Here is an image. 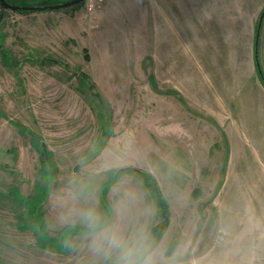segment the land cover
Here are the masks:
<instances>
[{"label":"rangeland","instance_id":"rangeland-1","mask_svg":"<svg viewBox=\"0 0 264 264\" xmlns=\"http://www.w3.org/2000/svg\"><path fill=\"white\" fill-rule=\"evenodd\" d=\"M186 1L166 54L184 69L168 83L150 72L146 0L92 10L85 0L30 12L0 5V264H121L112 237L141 235L152 264H264V147L244 149L240 132L213 131L206 114L224 79L244 92L256 82L264 94L254 56L264 0ZM257 46L264 75V17ZM122 167L153 174L168 200L157 240L151 227L164 220L141 177ZM40 186L39 212L59 247L38 243L31 213L8 194Z\"/></svg>","mask_w":264,"mask_h":264},{"label":"crops","instance_id":"crops-1","mask_svg":"<svg viewBox=\"0 0 264 264\" xmlns=\"http://www.w3.org/2000/svg\"><path fill=\"white\" fill-rule=\"evenodd\" d=\"M186 2V0H146L145 12L147 19V52L152 59L149 68L152 76L162 79V83L172 82L174 79H171V75L173 76L172 73H174V70L176 71L177 68L179 69V74H181L184 69V64L181 65V61L171 65V61L168 59L166 54L171 52L172 45L170 44L175 42L173 39L176 38L174 37L175 35L173 37L171 36L169 30H176L177 27L178 30H181V23L183 28L185 26V7H183L184 15L181 20L180 5H185ZM111 4V1L105 2L103 9L102 5H100L93 18L97 20V17L102 16V11L104 13L108 5ZM176 5H178L179 9L178 14H176ZM246 82L247 84L250 83L249 81ZM213 86L211 88L212 92H210L211 108L208 113L206 112V114L212 117L215 121L210 125L211 129L213 131L215 129L217 133L224 132L226 136L227 133L232 131L240 132L241 139L239 140H241V145L244 149L263 148L264 94L260 96L259 92H261V90L256 82L254 83V86H250L252 90L257 89V92L259 93L258 95L260 97L255 98L253 96L254 90L251 91L250 89L244 92L245 87H243L242 83L240 84V88L237 89L233 82L231 83L230 81L224 79L223 83H216V85L214 87ZM197 100H200V104ZM202 106H204L202 98L196 99V107L199 108L200 112H203ZM208 125L209 124L206 122L205 126L208 127ZM217 136L218 135H216V137ZM261 154L263 155V151H261ZM249 159V155L244 158L250 169ZM260 167L263 168L262 171L264 172L263 158L260 160ZM244 169V175H247L246 168ZM259 182L260 186L264 184L262 179H260ZM260 203H262L261 197ZM260 206H262V204H260ZM260 210H264V208H260ZM262 222L263 221L261 219L259 225L260 228L264 227V225L262 226ZM261 237L264 238L263 232L260 235V238Z\"/></svg>","mask_w":264,"mask_h":264},{"label":"trees","instance_id":"trees-1","mask_svg":"<svg viewBox=\"0 0 264 264\" xmlns=\"http://www.w3.org/2000/svg\"><path fill=\"white\" fill-rule=\"evenodd\" d=\"M8 1V0H6ZM65 0H43V1H37L35 3H23V4H17V5H27V6H41V5H51L55 3H59ZM9 2V1H8ZM84 2V1H83ZM78 3L76 5L82 4ZM14 4L13 2H9ZM72 5V7L76 6ZM33 11L31 9L21 10L19 12H30ZM85 56L87 57V50L84 49ZM258 61V58H257ZM256 64V61H255ZM256 69L258 72V77L261 80V82L264 85V75L260 69L259 62L256 64ZM122 172L127 171H136L137 174L141 177L143 185L148 190V193L150 194L154 205L157 209V215L160 216L164 220V224H155L151 227V232L155 235L156 239L161 236L163 230L165 229V223L168 222L169 216H170V205L168 203V200L166 199L165 195L161 191L158 182L156 178L151 174L150 172L138 168L133 167H122ZM46 187V186H45ZM45 187L40 186L35 194L27 195L23 197L16 189H13L9 191V195L14 197L15 199H18L21 203L25 204L26 209L31 213V217L33 219L32 224L29 225L31 229L34 230L37 240L39 244L47 243L49 245H53L55 247H59V243L56 242L55 239H53L51 236L48 235L45 224L43 222V219L41 218V212H39V203L42 201L43 198L46 197V189ZM43 188V189H42ZM105 189V188H104ZM106 190V189H105ZM104 201V200H103ZM99 226V225H98ZM93 228H97V226H94ZM70 229V232H79L78 229H73V227H68ZM61 236V233H59Z\"/></svg>","mask_w":264,"mask_h":264},{"label":"clouds","instance_id":"clouds-1","mask_svg":"<svg viewBox=\"0 0 264 264\" xmlns=\"http://www.w3.org/2000/svg\"><path fill=\"white\" fill-rule=\"evenodd\" d=\"M88 220L91 223H96L97 218L89 214ZM111 242L122 248L121 264H152L151 255H147V237L144 235L138 238H133L128 241L118 239L113 236ZM139 257H143L139 259Z\"/></svg>","mask_w":264,"mask_h":264},{"label":"water","instance_id":"water-1","mask_svg":"<svg viewBox=\"0 0 264 264\" xmlns=\"http://www.w3.org/2000/svg\"><path fill=\"white\" fill-rule=\"evenodd\" d=\"M84 0H65L59 3L51 4V5H41V6H27V5H17V4H12L7 2L6 0H0V5L3 6L4 8L11 9L13 11H21V10H26V9H31V10H50V9H58V8H64L72 5H76L78 3L83 2ZM264 17V9L261 11L257 25H256V32H255V39H254V53H255V61L256 64H258L257 58V51H258V36H259V31L262 23V19ZM0 19H1V14H0ZM11 63L12 65H18L19 61L15 58H11ZM42 147L45 150V145L42 143ZM76 169V166L74 167ZM120 169L117 170L119 172Z\"/></svg>","mask_w":264,"mask_h":264},{"label":"built area","instance_id":"built-area-1","mask_svg":"<svg viewBox=\"0 0 264 264\" xmlns=\"http://www.w3.org/2000/svg\"><path fill=\"white\" fill-rule=\"evenodd\" d=\"M102 0H85V6L88 10H92L96 5H99Z\"/></svg>","mask_w":264,"mask_h":264}]
</instances>
